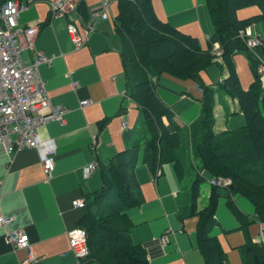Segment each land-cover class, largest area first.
Masks as SVG:
<instances>
[{"label":"crops","instance_id":"obj_1","mask_svg":"<svg viewBox=\"0 0 264 264\" xmlns=\"http://www.w3.org/2000/svg\"><path fill=\"white\" fill-rule=\"evenodd\" d=\"M16 1L24 5L19 26L37 29L32 46L21 56L27 62L38 54L52 58L36 67L37 74L46 83L51 105H61L66 113L62 123L47 121L40 125L36 150H20L9 157L6 146L0 143V215L9 218L7 224L0 225V264H21L28 253L34 257L29 264H77L68 233L78 228L86 230L82 217L87 202L104 186L114 187L104 171L115 161L125 173L128 186L131 181L138 191L139 206L127 209L125 217L129 220L130 241L145 253L148 263L203 264L196 242L195 212L204 206L209 187L205 186L203 201L197 200L199 187L193 213L188 215L189 182L178 179L170 162L151 169L143 160V145L150 136L136 121L137 107L123 79L121 40L112 24L118 13L116 0H69L61 11L50 6L59 0ZM149 4L157 23L196 38L199 49L207 46L211 26L204 0H149ZM260 4L237 10L236 19L256 16L264 9V0ZM69 22L84 40L81 48L70 41ZM245 27L260 39V53H264V17ZM218 56L214 55L217 65L208 66L200 76L205 85L213 87L226 77V67ZM247 58L238 51L231 55L239 89L244 92L257 86ZM154 92L169 109V116L159 119L169 131L173 125L187 127L201 112V94L191 81L162 74L155 80ZM236 99L225 92L214 96V129L231 131L244 126ZM85 100L87 105L79 107ZM260 112L264 115V108ZM48 143L55 146V169L45 180L41 161ZM130 154L134 159L131 167ZM83 200L84 208H77L75 203ZM238 204L244 214L253 215L247 203ZM213 217L208 239L216 238L225 264H243L240 248L245 236L263 241L259 226L251 224L244 234L223 198L218 199ZM8 230L28 237L27 250H11L3 236ZM161 236L166 238V245L159 244Z\"/></svg>","mask_w":264,"mask_h":264},{"label":"trees","instance_id":"obj_2","mask_svg":"<svg viewBox=\"0 0 264 264\" xmlns=\"http://www.w3.org/2000/svg\"><path fill=\"white\" fill-rule=\"evenodd\" d=\"M260 3L261 0H204L211 33L206 38L207 46L199 49L196 38L157 23L149 0H116L118 13L112 24L121 40L123 79L127 93L137 107L136 121L150 136L143 145V160L151 169L170 162L178 179L189 182L187 206L191 210L188 215L193 213L201 182L207 183L212 177L229 180L220 188L208 182L204 206L195 212L198 216L196 242L203 264H225L216 238L207 237L210 226L215 223L213 212L218 199L223 198L229 214L244 234L256 219L258 222L264 220V115L260 114V108H264V95L258 99L253 61L236 34L245 25L264 17V9L256 16L242 20L236 19V11L246 6L261 7ZM214 44L227 74L212 87L205 85L200 76L208 66L217 65L216 52L211 51ZM236 51L247 54L257 84L254 89L245 92L239 89L231 62V55ZM162 74L191 81L200 91L201 112L187 127L173 125L169 131L159 121L170 114L154 92L155 80ZM222 92L237 98L236 103L244 117L243 127L213 131L214 96ZM132 160L130 154V167ZM114 163L104 171L114 187L101 188L87 202L82 217L89 254L81 264H149L145 253L131 243L129 220L125 217L127 209L139 206L138 191L131 181L128 186L129 181L120 171L118 161ZM242 198L250 204L253 217L239 208L238 202L243 201ZM247 238L245 236V243L240 248L243 264H264V237L262 242Z\"/></svg>","mask_w":264,"mask_h":264},{"label":"built area","instance_id":"obj_3","mask_svg":"<svg viewBox=\"0 0 264 264\" xmlns=\"http://www.w3.org/2000/svg\"><path fill=\"white\" fill-rule=\"evenodd\" d=\"M69 0L52 1L50 6L61 11L62 6ZM24 5L16 0H0V143L6 146V153L12 157L16 152L27 149H38L39 141L37 129L42 123L56 121L62 123L66 111L61 105H51L47 97L46 83L37 74L36 67L42 62H50L45 55L38 54L33 61L27 62L21 56L23 50L30 48L36 36L37 29L30 26H19V13ZM70 41L75 47L81 48L84 44L82 36L72 22L67 24ZM250 60L254 64V75L259 88V97L264 95V57L260 52L262 42L251 33L249 27L236 32ZM216 44L212 51L216 54ZM75 85V84H74ZM76 86V85H75ZM87 105V101L79 103ZM41 166L44 179L49 180L55 169V146L47 144L43 149ZM89 168L93 169L90 164ZM209 183L215 187H222L229 183L226 178L209 179ZM84 202L75 203L77 208H84ZM8 219L4 214L0 215V225H5ZM261 238H263L264 221L258 224ZM69 234V247L73 250L77 264L83 263L89 254L88 236L83 229L72 230ZM4 239L11 246V250L29 246L28 237L19 231L8 230L3 233ZM159 244L165 245V237L159 238ZM34 259L32 253H28L21 264H29Z\"/></svg>","mask_w":264,"mask_h":264},{"label":"rangeland","instance_id":"obj_4","mask_svg":"<svg viewBox=\"0 0 264 264\" xmlns=\"http://www.w3.org/2000/svg\"><path fill=\"white\" fill-rule=\"evenodd\" d=\"M245 27V26H244ZM262 47V46H261ZM262 49V48H261ZM260 49V50H261ZM260 53V52H259ZM213 131H215V132H219L218 130H217V128H215V129H213ZM229 181V180H228ZM207 184H206V182H203L202 184H200L199 185V187H200V195L198 196V198H197V200L199 199V201L201 200V201H203L202 199L204 198V190L206 189V186ZM243 199V198H242ZM243 201H245L248 205H250L246 200H244L243 199ZM204 202V201H203ZM252 213V212H251ZM253 215H254V213H253ZM253 215H252V217H253ZM256 221H257V219H256ZM264 220H262L261 222H263ZM258 222V221H257Z\"/></svg>","mask_w":264,"mask_h":264},{"label":"clouds","instance_id":"obj_5","mask_svg":"<svg viewBox=\"0 0 264 264\" xmlns=\"http://www.w3.org/2000/svg\"><path fill=\"white\" fill-rule=\"evenodd\" d=\"M211 51H212V47H211ZM215 55H216V54H215ZM258 95H259V93H258ZM209 179H210V178H208L207 183L209 182ZM226 179H228V178H226Z\"/></svg>","mask_w":264,"mask_h":264}]
</instances>
